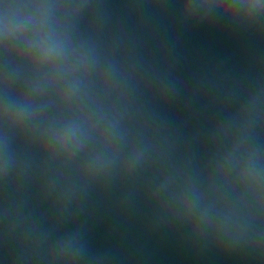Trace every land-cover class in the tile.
I'll return each mask as SVG.
<instances>
[{"label":"water","instance_id":"obj_1","mask_svg":"<svg viewBox=\"0 0 264 264\" xmlns=\"http://www.w3.org/2000/svg\"><path fill=\"white\" fill-rule=\"evenodd\" d=\"M0 264H264V0H0Z\"/></svg>","mask_w":264,"mask_h":264}]
</instances>
